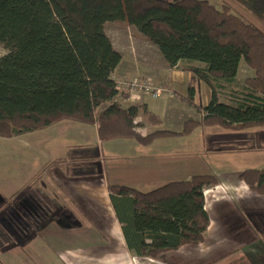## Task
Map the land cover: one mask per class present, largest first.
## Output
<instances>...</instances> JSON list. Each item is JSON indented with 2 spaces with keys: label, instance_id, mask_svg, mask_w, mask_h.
<instances>
[{
  "label": "trees",
  "instance_id": "trees-1",
  "mask_svg": "<svg viewBox=\"0 0 264 264\" xmlns=\"http://www.w3.org/2000/svg\"><path fill=\"white\" fill-rule=\"evenodd\" d=\"M258 1L249 20L209 0H0V137L66 121L96 125L101 142L133 138L148 145L164 136H191L198 126L231 132L263 127L264 0ZM108 22L135 27L159 48L168 68L193 72L190 104L196 83L209 86V103H196L200 120H186L179 132L143 134L141 115L155 127L163 119L145 104L117 101L128 94L114 77L122 54L106 33ZM242 61L253 75L240 87ZM240 178L264 196V168L247 169ZM218 182L213 174L195 175L147 192L109 184L128 247L156 258L204 242L210 226L204 188Z\"/></svg>",
  "mask_w": 264,
  "mask_h": 264
},
{
  "label": "crops",
  "instance_id": "crops-1",
  "mask_svg": "<svg viewBox=\"0 0 264 264\" xmlns=\"http://www.w3.org/2000/svg\"><path fill=\"white\" fill-rule=\"evenodd\" d=\"M123 27L124 26H115L113 29L115 32L112 31V33H115V38H117V40L112 38L110 33L108 35L114 47L122 54V60L115 71L114 77L119 81L130 80L132 77H139L150 80L156 85H165L174 91L173 96H168L173 102L167 105V111L165 112L167 114H165L164 117L160 116L163 119V124L161 126L155 127L150 125L146 121V117L141 115L140 121L145 124V127L142 129L143 134H149L160 129L175 132L181 131L182 126H176L177 128L163 127L166 119H170L169 113L172 110V104H174L173 98L177 93V90L171 88L172 82L162 84L164 78L161 77L162 79H159V76L161 75L159 74V71L166 70L169 72L170 70L177 68H168L163 57L161 58L162 55H159L155 48H149L146 52L144 51V48L141 47V51L136 53L133 39H130L132 42L129 41L126 43L128 28L124 29ZM128 27L133 28L130 26ZM134 34L135 32L132 33V35ZM135 35L132 37L134 38ZM136 39L139 40V37L136 36ZM148 45L151 46L149 42H147V46ZM129 48L132 50V63L123 65L124 53L128 52ZM143 72L147 73L144 78L139 76V73ZM129 73L132 74L130 75ZM149 100L153 99H150V97L144 94H128V96L124 94L123 97L120 95L117 99V101L123 106L145 104L150 111L155 114L159 113L156 104ZM192 105L196 106L194 103ZM197 111L199 112V115L196 118L190 117L189 119L200 120V108H197ZM175 114L176 118H173L174 122L178 121L180 123L178 125H183V120L185 118L181 117L182 112H179L178 110ZM67 127L70 128L71 131H74V136L78 138H84V136L90 135L92 142L84 138L89 141V144L83 146L87 148L76 150L78 154V162H74L77 171L74 176H67L62 179L63 181L56 180L57 184L54 183L59 188L57 190L58 193H56V196L53 199V208L56 212L54 216H52L53 218H51V212L54 211H48L46 214L42 212L41 226L38 230L32 232L36 234L37 232L42 231L43 234H45L43 238L50 241L48 247L54 249L53 257H56V260L54 262L52 261L53 263L48 262V259L52 257L48 256L45 258L43 255H37L44 263L264 264V203L258 202V197H256H260L261 195L251 191L245 184L242 188L238 187L237 184L234 185V188L231 187L228 183L223 181L220 174L216 172H213L212 174L218 177V184L209 185L204 188L206 198L205 208L210 216V226L206 232L204 242L197 245H184L177 250L162 253L156 258L138 256L128 247L122 226L116 217L115 210L109 197L108 186L111 183H109L107 175V180H103L101 184H97L95 178H90V176L96 174L95 167L97 165L99 166L98 172H101L102 169L100 170V167L102 166V160H100V158L105 155V146L99 139L97 126L70 123ZM148 127L151 130L149 132H144L143 130ZM211 129L214 130L212 135L220 136L217 135L219 133L215 134L216 130L220 129L219 127H212ZM230 134L233 137L244 135L247 136L246 139H250V135L245 132ZM173 136L177 135L158 138L151 144H148L149 146L140 144L133 139H128L127 141H124V139L111 141V144L114 145V147H112V151L107 154L111 158L120 160V163L116 165L119 167V170L122 168V170L117 173L118 180L113 184H123L139 190L140 188H138V186H143L146 187L145 189L147 190L141 191L147 192L158 188L152 187L160 184L161 180L169 182L181 181L189 180L195 175H207L208 173L203 172L204 170L201 166L196 168L194 172H191L192 170H190V172L187 173L170 174L176 172L175 170L180 169V165L183 161L185 164L186 158L184 157L194 153L179 148L178 150H175L174 148H170L169 150H159L154 147L156 142H161L159 140H168L167 138ZM127 142H130L135 146L136 148L134 149L136 150L129 155L117 154L118 148L122 146L124 149ZM238 149L240 148L231 146L228 150L231 151ZM43 153L45 155L46 152L44 151ZM165 156L168 157L164 158ZM63 158L64 157L61 156L55 160ZM43 163L46 172L47 163ZM166 163L171 165L169 170L166 169ZM62 164L63 163H61V166ZM86 164H89V166L83 168ZM186 166L185 170H188L189 167L188 165ZM58 170L61 171V169ZM179 175H182L184 178H175ZM124 177L133 181L134 185L123 181ZM47 180L52 181L53 179ZM40 181L41 183L36 182L35 185L32 186L23 185L25 187L23 190L13 193L15 195L20 193L22 194L21 197L24 198L30 193V191L36 193L35 189L38 190L41 189V187H43L44 190L48 187L53 189V181L52 184H48L46 180L43 179H40ZM59 183L61 184L59 185ZM0 198L5 200L9 199L7 195H4L1 191ZM17 199L18 198H15V201ZM58 200H60L61 203ZM100 200L104 202L103 206L99 204ZM46 218H48L49 221ZM55 226L58 227L55 228ZM59 227L61 229H59ZM30 239L31 238L28 240ZM25 243H27V241L23 244ZM16 244L17 243H13V246L19 245ZM35 255L36 253L33 255H26V258L24 257L18 261H12L11 258L10 263L7 262V264H35L33 259V256Z\"/></svg>",
  "mask_w": 264,
  "mask_h": 264
},
{
  "label": "rangeland",
  "instance_id": "rangeland-1",
  "mask_svg": "<svg viewBox=\"0 0 264 264\" xmlns=\"http://www.w3.org/2000/svg\"><path fill=\"white\" fill-rule=\"evenodd\" d=\"M213 3L217 8H222L223 5H229L232 12L243 17H246L249 20H254L255 17L253 16V11L259 6L260 2L258 0H209ZM252 14V15H251ZM255 22V21H252ZM115 26L122 27L124 29L128 28L127 32V42H132L133 39L136 48V53L141 51V47L144 48L146 51L149 48H155L158 51L159 55L161 51L156 45L151 44V46H147V40L142 36V34L135 28H129L127 24H119V23H106L105 30L107 34H111L112 38H115V32L113 29ZM131 27V26H130ZM111 30V31H110ZM135 32V37L133 38L132 33ZM136 36L139 37V40L136 39ZM137 41V42H136ZM138 43V45H137ZM139 46V47H138ZM132 50L129 48L128 52L124 53V62L123 65H128V63H132L133 56L131 55ZM147 52V51H146ZM5 53V50L0 47V56ZM153 54V50H152ZM140 55V54H139ZM163 56H161L162 58ZM184 65V64H183ZM184 66H180L177 69L170 70L169 72L159 71V79L164 78L162 84H167L168 82H172L171 88H175L177 93L174 96V104H172V110L169 113L170 119L167 118L163 127L165 128H177L176 126L180 124L178 121L173 120L176 118L177 111L182 112V118L189 119L190 117L196 118L199 115L197 108L195 105L190 104V100L188 98V88L194 76V73L190 70L181 69ZM130 75L132 73H129ZM147 73H139V76L145 77ZM253 75V71L242 61L240 63V70L238 74V82L243 83L244 80ZM162 77V78H161ZM139 78V77H132L131 79ZM142 79V78H139ZM158 79V80H159ZM146 80V79H144ZM197 91L193 100V103L197 105L206 106L210 101L211 90L209 86L204 83H196ZM165 86V85H162ZM241 87V84L239 85ZM167 87V86H165ZM169 88V87H168ZM173 91V90H172ZM174 92V91H173ZM121 97L123 95L121 94ZM149 100L150 102H154L158 108L159 116L164 117L167 111V105L171 104L173 100H171L168 95H162L161 97ZM202 117V116H201ZM72 122H60L53 126H50L45 129L29 132L26 134H22L20 136L5 138L0 137V191L7 195L10 198V210L13 207H17L15 198H20L22 194L17 193L16 195L13 192H20L25 187L23 185L32 186L35 183H41L40 179L46 180L48 184H52L53 181V189L47 188L44 190L43 187L41 189H35V192L30 191L25 200L34 198V203L44 214L51 212V218L56 213L53 208V199L58 193V186L56 185V180H62L64 178L73 177L74 174L77 172L75 169L74 162L77 161V151L85 149L87 147L85 144H89L91 141V136L86 135L84 138H78L74 136V131H71L70 128L67 127L68 124ZM67 127V128H65ZM149 128V127H148ZM144 129V132H149L151 129L149 128ZM212 127H202L198 126L195 129V132L191 136H173L167 138L168 140H159L161 142H156L154 147L158 148L159 150H169L170 148H174L175 150L185 149L189 150L191 153L187 155L185 164L184 161L180 165V169L175 170L176 172L170 174H180V173H187L194 172L196 168L201 166L203 168V172L208 174H212L216 172L220 174L223 181L228 183L231 187L234 188V185L237 184L238 187L242 188L245 186L243 181L240 178V174L250 168H264V126L263 127H251L248 128L245 133L250 135V139H246L247 136H231L230 133L235 134L238 132H231L224 130L222 128L217 129L216 135H212L214 130L211 129ZM240 132V133H244ZM227 134V135H223ZM239 137V138H237ZM133 138H126L124 141ZM121 140V139H117ZM135 140V139H133ZM131 140V141H133ZM115 141V140H112ZM137 141V140H135ZM163 141V142H162ZM92 142V141H91ZM138 142V141H137ZM233 142V143H232ZM105 146V155L101 156V167L99 171V166L97 165L96 174L94 176H90V178H95L97 184H101L106 181V175L108 177L109 183L113 184L116 180H118V172L119 167L116 165L120 163V160L111 158L108 156L107 153L112 151V147L114 145L111 144L110 141L103 142ZM139 143V142H138ZM158 143V144H157ZM77 145V146H75ZM149 146V145H146ZM238 147V150H231L229 151L230 147ZM151 147V146H150ZM136 148L130 142L125 144V148L123 149L120 146L117 150V154H131ZM46 152L45 155L43 152ZM61 152V153H60ZM64 157L60 160H55L59 157ZM168 156H165L166 158ZM47 163L46 172L43 167L44 163ZM78 162V161H77ZM106 162V164H105ZM61 163L62 166H61ZM53 165V166H52ZM56 165V166H54ZM188 165V170L185 168ZM89 164L83 166V168L88 167ZM166 169L169 170L171 168L170 164H165ZM58 169H61L58 170ZM63 169V170H62ZM179 172V173H178ZM90 174V173H89ZM184 176V175H183ZM184 178L182 175H179L175 178ZM47 179H53L52 181H48ZM168 180V179H167ZM173 180V179H172ZM63 181V180H62ZM123 181L129 182L134 185L133 181L128 180L127 177L123 178ZM163 182V183H162ZM169 181L161 180L160 184L154 185L152 188H156L162 186V184L167 183ZM56 183V184H54ZM61 183H59L60 185ZM123 185V184H121ZM97 186V185H96ZM140 190H147L146 187L138 186ZM149 188V187H147ZM10 195V197H9ZM258 197V202L264 203V196H256ZM60 203L61 201L58 200ZM100 205H104L102 200L99 201ZM8 202L0 203V209L2 206ZM6 205L4 206V208ZM23 209V207H21ZM44 216V215H43ZM50 218V217H49ZM45 219V217H44ZM48 221L49 219L46 218ZM46 220V222H47ZM29 221V220H28ZM33 220L29 221L31 223ZM20 222H24V220H20ZM33 223V222H32ZM56 225V224H55ZM31 226V224H30ZM58 226H55L57 228ZM59 229H61L59 227ZM36 229L24 228L23 225L20 228H17L13 225L10 227V241L7 245L2 246L0 248V264H7L10 263V259L13 260H20L26 255H33L34 263L35 264H46L43 260H40L37 255H43V257H52L48 259V262H54L56 257H53L54 249L48 247L50 241L48 239H44L42 231L37 232L36 234L32 233L35 232ZM31 238L30 240H28ZM1 235H0V242H1ZM23 244L24 242H26ZM23 242V243H22ZM13 243H17L21 246H13ZM16 244V245H17ZM13 246V247H12ZM9 258V261H6ZM52 262V263H53Z\"/></svg>",
  "mask_w": 264,
  "mask_h": 264
},
{
  "label": "flooded vegetation",
  "instance_id": "flooded-vegetation-1",
  "mask_svg": "<svg viewBox=\"0 0 264 264\" xmlns=\"http://www.w3.org/2000/svg\"><path fill=\"white\" fill-rule=\"evenodd\" d=\"M32 199V198H31ZM20 197L15 202L17 204V201L19 203L17 204V207H11L10 210V198L8 200H5L3 198H0V203L2 202H8L5 205L2 206V209H0V235L2 237L0 242V248L2 246L7 245L10 241V227L13 225L17 228L23 227L26 228H33L38 230L41 226V220H42V210H40L37 206L35 207V203L31 200ZM34 200V199H33ZM23 207V209L21 208ZM20 220H24V222H20ZM33 220L31 223L29 221ZM31 224V226H30ZM9 258H7L6 261H8ZM5 264V261H4Z\"/></svg>",
  "mask_w": 264,
  "mask_h": 264
},
{
  "label": "built area",
  "instance_id": "built-area-1",
  "mask_svg": "<svg viewBox=\"0 0 264 264\" xmlns=\"http://www.w3.org/2000/svg\"><path fill=\"white\" fill-rule=\"evenodd\" d=\"M121 92L126 94H144L150 98L157 99L162 95L173 96L172 89L156 85L150 80L134 78L130 80L118 81Z\"/></svg>",
  "mask_w": 264,
  "mask_h": 264
}]
</instances>
